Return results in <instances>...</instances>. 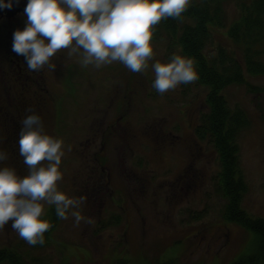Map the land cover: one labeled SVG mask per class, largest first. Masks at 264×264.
Returning a JSON list of instances; mask_svg holds the SVG:
<instances>
[{"label": "rangeland", "instance_id": "1", "mask_svg": "<svg viewBox=\"0 0 264 264\" xmlns=\"http://www.w3.org/2000/svg\"><path fill=\"white\" fill-rule=\"evenodd\" d=\"M223 12L224 26L211 27L203 54L211 57L222 49L240 61L242 47L228 37L239 20L234 2L226 1ZM151 43L153 56L142 72L119 62L84 66L68 49L50 59L59 68L55 85L48 86L52 98L29 100L28 108L41 116L48 134L64 140L58 189L84 197L83 219L77 224L70 215L57 218L47 245L39 249L9 222L0 228V250L16 252L23 264H232L255 251L253 234L223 219L218 156L196 134L208 112V90L195 80L157 93L152 64L181 52L163 41ZM243 75L221 95L246 122L236 141L246 186L241 209L264 220V75ZM91 132L100 140L88 149ZM0 150L7 153L0 165L26 174L18 138L8 148L1 142ZM99 162L111 172L107 183L104 172L101 185L90 173ZM50 211L54 206L46 205L42 218L48 222Z\"/></svg>", "mask_w": 264, "mask_h": 264}, {"label": "clouds", "instance_id": "2", "mask_svg": "<svg viewBox=\"0 0 264 264\" xmlns=\"http://www.w3.org/2000/svg\"><path fill=\"white\" fill-rule=\"evenodd\" d=\"M19 0H0V10ZM190 0H27L23 30L13 33L12 51L22 55L30 71H38L61 49L77 54L84 66L119 62L142 72L153 56L154 26L182 16ZM152 88L164 94L198 79L193 58L173 54L169 61L152 64ZM19 131V155L27 166L21 176L13 167L0 165V228H11L29 245L45 242L50 223L45 206H54L57 218L69 215L79 224L84 197H70L58 189L64 140L45 131L42 118L32 109ZM7 153L0 150V162Z\"/></svg>", "mask_w": 264, "mask_h": 264}, {"label": "trees", "instance_id": "3", "mask_svg": "<svg viewBox=\"0 0 264 264\" xmlns=\"http://www.w3.org/2000/svg\"><path fill=\"white\" fill-rule=\"evenodd\" d=\"M228 0H190L180 18H167L154 26L151 42L163 41L168 48H179L181 55L193 58L198 71V85L208 92V112L204 115L196 134L208 141L218 156V189L226 199L223 219L253 234L256 249L252 255L239 258L232 264H264V220L253 219L241 209V198L246 191L239 171L237 139L246 124L240 111H230L221 93L230 85L243 81V73L264 75V0H231L239 20L228 31V37L241 45L240 61L225 50L206 57L203 50L210 38L211 27L224 26L223 4ZM57 216L50 211V229L44 234L47 245L48 233L55 227ZM0 264H23L21 257L12 251L0 250ZM160 264H175L173 261Z\"/></svg>", "mask_w": 264, "mask_h": 264}, {"label": "flooded vegetation", "instance_id": "4", "mask_svg": "<svg viewBox=\"0 0 264 264\" xmlns=\"http://www.w3.org/2000/svg\"><path fill=\"white\" fill-rule=\"evenodd\" d=\"M26 19L25 14L11 16L8 9L0 10V143L3 142L7 148L19 138L21 121L27 115L28 101L52 98L48 86L55 85L59 72L57 65L54 66L52 62L51 66L46 64L38 71H30L24 57L12 51L13 33L17 29L23 30ZM32 108L29 105L28 109ZM98 140V133L91 132L87 139L88 149L96 147ZM99 145L102 151L103 146L101 143ZM90 170L91 179L97 181L96 184L108 182L111 172L109 174L107 164L99 162L97 166H91ZM106 171V178L99 182Z\"/></svg>", "mask_w": 264, "mask_h": 264}, {"label": "water", "instance_id": "5", "mask_svg": "<svg viewBox=\"0 0 264 264\" xmlns=\"http://www.w3.org/2000/svg\"><path fill=\"white\" fill-rule=\"evenodd\" d=\"M26 2V0H19L18 3L14 2L13 7L10 10L8 9V12H10L11 16H14L16 14H24Z\"/></svg>", "mask_w": 264, "mask_h": 264}]
</instances>
